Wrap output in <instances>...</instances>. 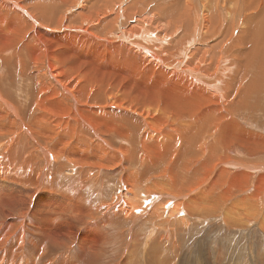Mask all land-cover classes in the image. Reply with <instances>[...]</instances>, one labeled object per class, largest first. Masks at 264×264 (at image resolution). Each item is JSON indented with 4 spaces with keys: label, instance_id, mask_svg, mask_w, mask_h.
Returning <instances> with one entry per match:
<instances>
[{
    "label": "bare ground",
    "instance_id": "6f19581e",
    "mask_svg": "<svg viewBox=\"0 0 264 264\" xmlns=\"http://www.w3.org/2000/svg\"><path fill=\"white\" fill-rule=\"evenodd\" d=\"M0 12L10 36L0 27V51L20 47L26 69L47 50L34 67L58 97L41 102L58 117L29 122L3 95L0 69V112L14 130L0 179L23 189L0 186V264H100L107 234L120 244L117 226L138 218L118 264H171L158 254L176 248L173 226L236 199L244 211L264 204V174L247 191L264 170L263 156L252 161L264 135L241 129L264 124V0H0ZM55 127L64 148L39 133ZM9 128L0 120V143ZM36 199L43 211L31 210ZM238 206L227 225L246 229Z\"/></svg>",
    "mask_w": 264,
    "mask_h": 264
},
{
    "label": "rangeland",
    "instance_id": "374dc122",
    "mask_svg": "<svg viewBox=\"0 0 264 264\" xmlns=\"http://www.w3.org/2000/svg\"><path fill=\"white\" fill-rule=\"evenodd\" d=\"M3 26L4 21L2 19V13L0 12V27L3 31L1 33L6 38V40H8L10 38V36L8 35L9 33L4 32ZM38 45L43 49L45 48L46 50V46L44 45V43H38ZM16 47L17 46H14L12 48H7L0 51V69L3 78V95H5L6 97H10L14 102H17V105H19L21 108H23L24 111H26L27 121L31 122L36 115H43L45 117V120L49 123L51 120L58 116H55L54 114L46 111L42 106L41 102L44 101L45 103H52L56 99H58V97L53 95V88L51 84L52 77L47 74L45 75L44 72L46 71H37L34 67V62L36 60L42 61L44 57L47 58L46 53L48 52L46 50L43 56H39L38 52H36V57L34 60H31V57L34 56L35 53L28 56V53H32V51L28 50L27 52H24V55L28 56V63L31 62L30 68L25 69L20 64V53H16L18 50H20V47ZM33 94H36V100L32 103ZM259 114V117L262 118L263 121L264 113L259 112ZM0 115V120L10 125V128L8 129V136L4 137V139L0 143L1 152L4 149V146L7 141L14 135V130L11 127L12 122L9 118V112L5 115L4 110L1 109ZM256 125L258 128L263 129V131L250 129L257 127H253L247 123L246 126L250 128L241 129L245 130V132H251L255 136H258L260 134L264 135V124L258 123ZM39 133L42 134V139L49 143L60 142L59 145L62 148L66 146L67 142L60 141L61 138L59 128L57 127H55L54 131L51 133H46L44 131V128H40ZM262 151L263 154L255 156L252 161H258L261 156L264 157V148L262 149ZM229 164L230 163L225 162L224 166L227 168V170L235 174L237 172V169L229 167ZM260 174H264V170H255L253 172L250 181V186H248L247 191H254L256 189V186L258 184L256 180L258 179ZM3 181L2 179H0V186L4 184L3 186L6 185L9 188L12 186V190H23L19 186L11 184L8 185V182ZM108 186L109 191L106 196L112 195L117 190L116 183L111 182ZM4 193L10 195V193L5 189ZM246 193L248 192H245L244 195H246ZM41 199H36L37 201H33V206H30L32 211L34 210L35 212H40L41 209L43 211L44 206L40 202L42 201ZM237 200L238 199L234 200L233 202L231 201L227 204V206L222 207L223 209L219 208L218 210H211L210 212H208V215L204 220L193 219V221L196 222L192 224L191 221L190 225L186 226V229L181 230L180 225L173 226V229H176L178 233L175 241L176 246H174L176 248H173L171 250V248L168 249L167 247L163 246L164 256L161 254L158 255L163 257V260H170L171 264H264V231L262 230V226L264 223V204H259V202L261 201L260 198L259 200L257 199V201H259L258 203L256 200H253V202L256 201V203L254 202V204L258 207L256 208L252 206L250 208L252 210L249 209L248 211H244L242 204H239ZM34 204H36L37 207ZM234 204L235 206H240H238V209L241 214L240 219L244 224L246 223V229L239 227L231 228L227 225L228 223L226 222V213L228 214V208L233 206ZM46 207L49 209V206ZM50 212L51 214L53 213L52 215L56 213L53 209H51ZM165 218H160L156 221H147L143 230L140 232L141 236H143L144 234L151 235L156 229V225L161 223ZM146 219L147 218H138L137 220L118 225L117 227L119 230L126 229V235L120 244H118L120 240V237H118V233L109 232L107 234L108 242L105 245V250H103V254H105L101 257L100 264H118L121 260H123L124 256H119L120 252L117 253V250H119L121 245L128 246L129 234L131 233L132 228L137 229L135 227L136 221L139 220L140 222H142V220L144 221ZM67 221L69 222V220ZM74 224H76L75 230H79L81 226L85 225L77 221L76 223L74 222ZM168 250H170V252ZM106 258L107 260L108 258H110V262L106 261ZM136 264H143L140 257Z\"/></svg>",
    "mask_w": 264,
    "mask_h": 264
}]
</instances>
